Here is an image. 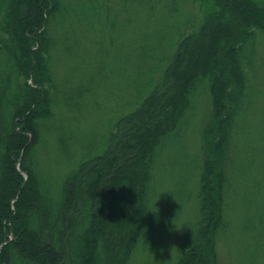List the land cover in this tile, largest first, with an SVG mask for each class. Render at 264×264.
<instances>
[{"label":"trees","instance_id":"trees-1","mask_svg":"<svg viewBox=\"0 0 264 264\" xmlns=\"http://www.w3.org/2000/svg\"><path fill=\"white\" fill-rule=\"evenodd\" d=\"M195 2L200 22L177 44L158 82L115 122L103 150L80 160L50 191L36 152L55 88L49 29L63 5L0 0V264H122V254L131 258L138 242L144 244L145 223L152 224L157 161L190 125L201 91L211 122L202 131L198 219L174 264H216L214 238L224 227L223 156L238 118L246 117L247 53L257 32L264 36V0ZM148 240L151 246V235Z\"/></svg>","mask_w":264,"mask_h":264},{"label":"rangeland","instance_id":"rangeland-1","mask_svg":"<svg viewBox=\"0 0 264 264\" xmlns=\"http://www.w3.org/2000/svg\"><path fill=\"white\" fill-rule=\"evenodd\" d=\"M60 1L63 15L49 29L52 114L36 152L39 176L50 191L80 160L103 150L115 122L158 82L177 44L201 19L196 0ZM247 56L250 98L223 156L224 227L214 238L216 264H264V36L259 32ZM201 92L183 136L157 161L144 244L138 242L131 258L122 254V264H174L192 241L205 157L202 131L211 122L210 101Z\"/></svg>","mask_w":264,"mask_h":264}]
</instances>
